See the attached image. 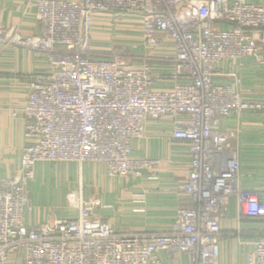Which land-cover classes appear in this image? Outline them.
<instances>
[{"label":"built area","instance_id":"2783aa9c","mask_svg":"<svg viewBox=\"0 0 264 264\" xmlns=\"http://www.w3.org/2000/svg\"><path fill=\"white\" fill-rule=\"evenodd\" d=\"M36 9L34 35L0 20V47L31 49L49 62L29 80L21 167L0 179V264H165V251L188 255L190 264H218L230 199L239 218H264V192L241 185L232 142L239 131L220 127L244 112L264 120V95L245 92L235 74L232 82L217 80L225 62L263 60L264 0H37ZM97 15L137 19L143 53L93 49ZM150 119L171 121L173 138L190 156L188 177L177 185L189 204L169 229H116L100 203L75 193V217L49 213L27 225L28 186L39 162L102 163L120 178L154 169L159 161L132 147ZM245 264H264V236L251 243Z\"/></svg>","mask_w":264,"mask_h":264},{"label":"crops","instance_id":"0c3cea01","mask_svg":"<svg viewBox=\"0 0 264 264\" xmlns=\"http://www.w3.org/2000/svg\"><path fill=\"white\" fill-rule=\"evenodd\" d=\"M36 2L0 0V20L23 36L39 33ZM98 45L93 47L99 48ZM161 54L165 53L156 52L158 56ZM166 54L174 56L173 52ZM48 67L45 54L15 45L0 47V179L16 175L21 167L27 144L26 125L21 114L29 80L33 75L45 73ZM221 71L223 75L217 77L219 82H232L231 74H235L245 92L257 97L264 95V56L260 62L252 58L225 62ZM164 88H172V85L157 86V89ZM220 127L239 131L232 142L239 151L242 187L264 192V120L260 113L234 115L223 120ZM132 147L136 156L159 161L141 178L110 177L102 163H37L34 179L28 186L27 225L45 222L49 213L75 217L77 209L69 201L70 195L75 193L84 200L100 203L101 214L116 229H169L179 207L189 204L177 189V185L188 177L190 156L187 146L173 138L171 121L150 119L146 123L145 136L134 139ZM220 225L223 234L218 264H245L251 243L264 236V218H239L236 200L232 198ZM161 256L165 264H190L189 256L183 253L165 251Z\"/></svg>","mask_w":264,"mask_h":264},{"label":"rangeland","instance_id":"374dc122","mask_svg":"<svg viewBox=\"0 0 264 264\" xmlns=\"http://www.w3.org/2000/svg\"><path fill=\"white\" fill-rule=\"evenodd\" d=\"M109 16L111 17V15H101L100 19L94 20L95 35L92 36L91 44L92 47L98 44L100 46L98 45L99 48L93 47V49L106 52L116 45L129 47L135 53H143L142 33L138 20L124 17L123 19H113V21L112 17L108 18ZM139 61L136 63L139 64Z\"/></svg>","mask_w":264,"mask_h":264}]
</instances>
